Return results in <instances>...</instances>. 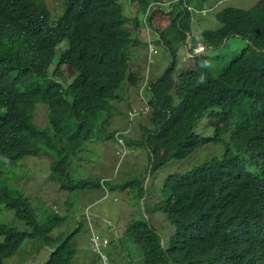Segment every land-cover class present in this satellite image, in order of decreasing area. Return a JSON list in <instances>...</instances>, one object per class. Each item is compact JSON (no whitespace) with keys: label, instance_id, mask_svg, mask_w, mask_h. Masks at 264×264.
<instances>
[{"label":"trees","instance_id":"trees-1","mask_svg":"<svg viewBox=\"0 0 264 264\" xmlns=\"http://www.w3.org/2000/svg\"><path fill=\"white\" fill-rule=\"evenodd\" d=\"M64 1L54 18L45 0H0V204L31 228L20 231L0 223V264L26 240L51 242L49 235L67 221L56 215L46 224L35 222L31 202L12 182L20 163L51 157L47 174L69 194L99 184L72 175L82 167L88 141L115 140V132L105 135L104 130L121 101L120 91L135 86L132 81L138 78L130 65L131 50L140 45L134 36H141L139 15L146 17L148 10L147 25L156 17L169 18L166 29L155 31L154 43L170 51L172 64L150 82V126L140 125L141 138L126 139L127 146L146 148L150 179L170 162L184 161L211 143L224 142L226 156L165 178L161 201L150 213H163L174 230L167 247L150 224H137L147 240L144 262L264 264V0L218 16L221 23L234 17L245 22L214 35L211 42L217 49L230 33L239 34L235 37L248 43L239 56L226 65L219 54L198 55L193 67L179 75V46L190 37L185 32L192 36L191 13L183 1L206 0H178L172 7L179 4L181 10L171 15L156 8L161 0H129L139 12L134 18L125 15L122 0ZM149 25L153 31L155 26ZM214 70L222 71L216 77ZM40 104L47 112L43 127L36 122ZM206 112L214 128L210 137L194 131ZM144 182L132 178L121 186H105L109 191L140 186L144 197L149 190ZM82 227L61 240L45 264H72L78 253L75 236Z\"/></svg>","mask_w":264,"mask_h":264},{"label":"rangeland","instance_id":"rangeland-1","mask_svg":"<svg viewBox=\"0 0 264 264\" xmlns=\"http://www.w3.org/2000/svg\"><path fill=\"white\" fill-rule=\"evenodd\" d=\"M53 17L56 18L61 13V4L64 0H45ZM259 0H206L205 6L200 3L194 4L193 19L196 21L193 24V35L189 42H184V45L179 46L178 50V68L180 71H189L193 65L192 57L187 50V46L191 49V53L198 51L189 45L190 42L201 37L202 31L217 29L219 22L212 11H207L206 14L200 11L201 7L219 6V10L226 7H234L238 9L248 10L253 7ZM126 2L124 7L125 15L129 18H134L138 15L137 7L131 5L129 0H122ZM212 4V5H210ZM177 11L181 10V6ZM209 15V16H207ZM207 16V17H205ZM140 21L144 22L145 16L139 15ZM200 22H199V21ZM169 18L156 17L153 18L151 24L160 29L168 25ZM55 21L52 20V24ZM201 25V26H200ZM131 29L132 26L130 25ZM138 37V36H137ZM134 40H140V45L132 47L134 53V60L140 62L142 67V76L150 77V79L159 78L165 70L172 64L171 54L162 44L155 43L157 55L152 57L151 63L148 58V49L153 47L148 45V35L146 28L141 27V36ZM151 38L156 40L157 35L151 34ZM201 40V39H200ZM248 45L246 40L239 37H229L227 46L221 50L215 49L208 52L209 56L219 54L223 56V63L228 65L234 58L240 55V51ZM67 44H62L66 47ZM56 64V63H54ZM221 64V65H222ZM135 70V66H132ZM213 70V69H209ZM222 70H214L217 77ZM181 72H178V75ZM168 83H171L170 81ZM166 86L165 88H169ZM138 88L135 86H125L124 92L120 91L121 101L115 104V112L109 118V125L104 130V133L125 132L132 130L126 135V139L135 142L141 138L143 134L139 126H150L149 117L151 110L147 114H140L145 112V107H142V102L145 103L141 97L139 99ZM146 91V90H145ZM146 98V102L148 98ZM142 101V102H141ZM132 105V111H137L139 115L135 116L133 124L130 123L127 112H129V105ZM142 107L141 109H139ZM139 109V110H136ZM120 112L121 115H117ZM46 109L43 105H38L36 112V122L43 127L47 124ZM210 117L208 112L205 113L203 119L196 124L195 132L204 136L210 137L214 135V128L209 125ZM93 132L92 134H94ZM123 138V139H124ZM225 141L229 142V135L225 137ZM130 153L122 159L124 149L116 140L107 142L88 141L87 147L83 151L84 154L81 162L80 170L73 172V177L76 180L89 179H104L109 184L121 186L122 183L131 180L132 178L140 181L145 180V186L148 188V195L141 196V187L131 186L126 190L120 188L109 191V197L105 199L106 192L103 188L87 189L72 194L62 191L59 186L54 183L49 174H47L48 167L51 164V157H43L41 159H27L20 163L13 170L14 179L13 184L23 189L25 196L31 202L33 208L37 213L38 224H46L48 218L59 215L67 217V221L61 228L53 231L49 238L51 242L47 243L43 239L26 240L21 248L10 259L4 261V264H45L51 257L53 251L60 245L59 243L69 234L75 232L76 228L83 224L82 230L78 233L76 238L78 253L75 256L72 264H146L143 257V239L139 236L137 230L134 229L133 224L137 221H147L156 230L160 237H163L165 244L169 247V238L173 233V226L165 220V215L161 212L156 214L150 213V208L154 203L161 201L160 188L163 182L170 174H188L196 166L207 163L216 156H226L225 143H211L200 148L193 156L184 161H172L158 171L152 179H150V155L145 147L139 146L131 148L128 146ZM81 154V155H82ZM30 160H35L32 164ZM28 164H25V163ZM36 166L35 170L28 169L29 166ZM84 166V167H83ZM83 192H86L82 198ZM89 216L87 215V209ZM0 223L9 227H14L20 231H30L31 228L24 222L18 220L16 213L13 210L6 208L0 204ZM95 233L103 238L108 239L104 255L106 259H102L97 254L98 250L91 247V236ZM4 238L0 237V242ZM96 253V254H95Z\"/></svg>","mask_w":264,"mask_h":264},{"label":"clouds","instance_id":"clouds-1","mask_svg":"<svg viewBox=\"0 0 264 264\" xmlns=\"http://www.w3.org/2000/svg\"><path fill=\"white\" fill-rule=\"evenodd\" d=\"M203 5H205V4H203ZM210 5H212V4H210ZM61 7H63L62 4H61ZM178 8L179 7H172V8H169V9H165L164 12L167 13L168 15H171V13L174 12V11H177ZM218 8H219V6H213L212 10H213V13L215 14L216 19L219 22V27L217 29H210V30H204V31H202V27H201V31H202L201 37H204V39L203 40H200L201 39V37H200L199 39H195L194 41L190 42L189 45H192L193 48L198 49V51H194L193 50V52L192 53H189V54H191V55H194V54H196V55H204V56H207V57H215V56H217V53L214 54L213 56H209L208 55V52L216 49L215 47H213L211 45V42L213 40V36L216 35V34H218V33H223V32H227V31H234L238 27H240V26H242V25L245 24V22L243 20H239V19H237L235 17L232 18V19L226 20V21H224V22L221 23L220 20H219V18H218V16L220 14H222L224 11L228 10V9H234V7H226V8L221 9V10H219ZM203 10H204V8L201 7L200 8V11H203ZM61 12H62V10H61ZM186 15L187 14H185L183 18H186ZM207 16H209V15H207ZM207 16H205V17H207ZM188 19L190 20V23H192V24H194V22L196 21L195 19L190 18V17H188ZM238 20H239V22H238ZM149 24H151V23L149 22ZM149 24L146 26V25H144L142 23V26H144L146 28L147 35H148V41L150 43H153V45H152L153 47L147 48L148 49L149 62L151 63L152 57L155 56V55H157V50L155 49V43H154V40L151 38V34L157 35V33L155 31L162 32L164 29H166V27L168 25L165 28H163V29H160V28H158V27L155 26L154 30L152 31L151 30V26ZM185 35H186V38H188L189 36H191L190 33H188V32H185ZM237 35H239V34L230 33L229 36L231 38V37H235ZM239 38H241L243 40H247L243 36H241ZM227 42H228V39H225L224 38L223 41H222V44H221L220 48H217V49L221 50V49L225 48L227 46ZM207 44L210 47H213V48L212 49H208ZM130 65L135 66V70L137 71V74L136 75L138 76V78L137 79H134V81H132V84H135V87H137L139 85L138 94H137L139 96V99L142 96H146L148 99H150V95H151V92L149 93L150 87L146 86L145 85V82H151L153 79H150V77H148V75L146 77H143L142 76V67H141L140 62H138L137 60H134V61L132 60V62H131ZM13 67H15V64L13 65ZM55 67H56V65L53 66V70L55 69ZM178 72H181L182 73V72H186V71H180V69H179ZM144 90H146V91H144ZM146 105H148V104L142 102V107H145ZM132 107L133 106L130 104L129 105L130 110H129V112H127V117H128V119H129V121H130L131 124H133L134 121H135V119H134V113L131 112L132 111ZM142 107H140L139 109H141ZM139 109H136V110H139ZM130 132H132L131 129H129V130L125 131V132H120V131L115 132V140L117 142H120V141L123 142V144L122 143L120 144V146L124 149V154H123L122 158H125L130 153V151L128 149V146L126 144L127 142H126V140L124 138ZM93 180L95 182H97L99 180V184L96 187L89 186L88 189L103 188L105 190V192H106L105 199H107L109 197V190L106 188L105 183L108 182V181H106L104 179H93ZM85 190H87V189H85ZM85 190H83V191H85ZM85 194H87V193L86 192H83V194H81L82 195V198L84 197ZM89 210L90 209L88 208L87 209V215L88 216H89ZM141 222H146L148 224H150V223L147 222V221H137L136 223L133 224L134 229L137 230L139 236H141L142 239H143V251L145 253V245H144V242L147 241V240H146L144 234L141 231H139V229L137 227V224H139ZM154 231L156 232L155 229H154ZM90 241H91V247L93 246L95 250H98L99 253L97 255L100 256L102 259L103 258L106 259V256L104 255V250H105L108 242H110V241L108 239H106V238H103V237L95 234V233H92V236H91ZM162 245H166L164 240L162 241ZM143 257L145 258V254H143Z\"/></svg>","mask_w":264,"mask_h":264},{"label":"bare ground","instance_id":"bare-ground-1","mask_svg":"<svg viewBox=\"0 0 264 264\" xmlns=\"http://www.w3.org/2000/svg\"><path fill=\"white\" fill-rule=\"evenodd\" d=\"M175 2H178V0H176V1H174V0H161V1H159V2H157L155 5L157 6H155L156 8H163V9H169V8H172V6H173V4L175 3ZM206 2V1H205ZM204 2V3H205ZM203 3V4H204ZM194 4H198V3H192V4H187V2L186 1H183V5H184V7L191 13V18H193L194 16H193V13H195V11H194V7H193V5ZM154 5V4H153ZM202 5V4H201ZM177 6H181V5H175V7H177ZM202 6H205V5H202ZM204 8V10L203 11H201L202 13H204V14H206L207 13V11H212V8H213V6H211V7H209V8H207V7H203ZM149 12H150V10H148V12H147V14H146V17H145V21H144V25H146L147 26V17L149 16ZM200 33H202V31L200 32ZM192 35H193V24H192ZM192 37L190 36L186 41H184V42H189V40L191 39ZM148 45H150V46H152L153 45V43H150V42H148L147 43ZM149 48H151V47H149ZM156 49V48H155ZM187 50H188V52L189 53H191V49L187 46ZM193 58V57H192ZM193 60H194V58H193ZM133 70V69H132ZM166 71V70H165ZM134 72H136L137 73V71H134ZM161 75H159L158 77H160ZM155 79H157V78H155ZM154 78H153V80H155ZM152 80V81H153ZM145 85L146 86H148L149 87V85H150V82H145ZM145 91V90H144ZM142 92V91H141ZM143 93V92H142ZM143 100H145V103L146 104H149V99H148V101L146 102V98L144 97V96H142L141 97ZM151 110V107L149 106V105H146L145 106V112H143V113H140V114H147L149 111ZM133 113H134V118H135V116L136 115H139V113L137 112V111H133ZM119 144H121V142H118ZM123 159V158H122Z\"/></svg>","mask_w":264,"mask_h":264},{"label":"built area","instance_id":"built-area-1","mask_svg":"<svg viewBox=\"0 0 264 264\" xmlns=\"http://www.w3.org/2000/svg\"><path fill=\"white\" fill-rule=\"evenodd\" d=\"M122 144H123V142L122 141H120Z\"/></svg>","mask_w":264,"mask_h":264},{"label":"crops","instance_id":"crops-1","mask_svg":"<svg viewBox=\"0 0 264 264\" xmlns=\"http://www.w3.org/2000/svg\"><path fill=\"white\" fill-rule=\"evenodd\" d=\"M133 71H136V70H133ZM85 196V195H84Z\"/></svg>","mask_w":264,"mask_h":264}]
</instances>
